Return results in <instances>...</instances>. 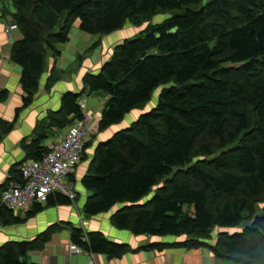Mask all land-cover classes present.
Masks as SVG:
<instances>
[{
  "label": "trees",
  "instance_id": "obj_1",
  "mask_svg": "<svg viewBox=\"0 0 264 264\" xmlns=\"http://www.w3.org/2000/svg\"><path fill=\"white\" fill-rule=\"evenodd\" d=\"M10 1V16L21 34L10 57L22 69L23 108L34 102L48 53L60 55L75 23L88 35H112L130 18L139 23L171 14L125 40L97 75L85 77L90 94L108 97L101 130L140 112L163 87L151 111L98 145L82 181L93 194L85 214L98 216L127 204L112 218L119 230L135 236H186L180 246L185 248L209 247L216 236L214 250L222 256L240 264H264V218L261 226L238 232L249 199L264 190V0ZM56 81L52 76L47 88ZM8 95L1 91L0 102ZM81 95H63L61 111L50 118L53 127L66 130L84 118ZM12 129L0 120V140ZM47 144L46 135L34 139L27 146L28 158L41 161L50 152ZM18 168L15 179L21 176ZM175 170V176L183 177L171 181ZM163 181L167 184L141 204ZM72 204L54 194L28 214ZM0 215L5 224L23 221L10 211ZM50 236L47 232L28 243L4 245L0 264H32L29 253L43 249ZM72 243L109 257L128 251L102 233L81 229L73 230ZM171 246L152 243L143 249L161 252Z\"/></svg>",
  "mask_w": 264,
  "mask_h": 264
},
{
  "label": "crops",
  "instance_id": "obj_2",
  "mask_svg": "<svg viewBox=\"0 0 264 264\" xmlns=\"http://www.w3.org/2000/svg\"><path fill=\"white\" fill-rule=\"evenodd\" d=\"M9 0H0V92H9L6 101L0 102V120L12 124L13 129L0 140V190L7 184H11L15 179V168L31 160L28 158L27 146L40 135H46L48 144L59 141L67 133L69 127L56 129L51 124V116L61 111L62 97L66 92L82 94L81 105L85 103V113L92 118L91 134L95 135L102 122L103 109L108 97L105 99L97 97L102 94H90L85 86V77L88 74L97 75L102 66L106 63L101 54L95 62L91 58L94 55L87 54L83 57L84 65L73 75H65L73 65L79 60L78 56L84 53L81 50L73 51L71 48L73 41L59 47L62 49L60 55L48 53L43 76L40 79L38 92L35 94L34 102L28 108H23V97L25 93L20 80L22 69L11 61L10 53L13 44L21 38L19 30L9 33L7 30L14 26L11 18L12 8L7 4ZM5 18V19H4ZM83 33L79 26L71 31L73 38L77 33ZM115 34V33H114ZM79 35V34H78ZM88 58V59H87ZM65 75V76H64ZM57 79L51 89L47 88L48 80L51 77ZM104 96V95H103ZM17 109H21L17 115ZM136 112V119L139 111ZM133 112V113H135ZM139 113V114H138ZM132 114V113H131ZM122 124L112 126L105 130L107 140L114 130ZM118 129V128H117ZM116 129V130H117ZM91 135V136H92ZM101 141V140H100ZM92 137L88 141L85 154L96 150L99 142L91 148ZM91 158V157H90ZM88 164L78 165L75 174L83 178L87 172ZM74 174V177H75ZM81 181V179H80ZM79 183V182H78ZM78 185L79 195L77 201L68 206L44 207V209L34 216L29 217V211L20 212L18 215L10 211L23 221L20 224H5L0 215V248L8 243H28L38 236L51 232L50 240L41 250L29 253V263L32 264H240L230 258L222 256L214 250L217 238L208 241L209 247L185 248L180 247L188 241L186 236L175 237H150L135 236L126 230H119L112 222V218L117 211L127 206H116L108 213L98 216L85 214L87 200L93 195L91 191L85 189L82 184ZM76 186V184H75ZM5 191L1 192L2 195ZM83 198L80 199V196ZM81 229L85 233H102L112 242L125 244L128 251L120 257H109L107 255L92 254L83 251L80 254L72 252V232ZM223 231V230H222ZM228 231V230H227ZM152 243H164L173 245L164 251H146L143 248ZM179 245V246H176Z\"/></svg>",
  "mask_w": 264,
  "mask_h": 264
},
{
  "label": "built area",
  "instance_id": "obj_3",
  "mask_svg": "<svg viewBox=\"0 0 264 264\" xmlns=\"http://www.w3.org/2000/svg\"><path fill=\"white\" fill-rule=\"evenodd\" d=\"M16 29L14 25L8 30ZM81 106L85 113V103ZM91 124L92 118L85 113L83 119L69 127L62 139L48 145L50 152L41 161L31 159L18 166L21 176L19 179L13 177L15 180L0 195V209H9L18 215L36 204H46L54 194L75 202L78 193L73 177L86 151ZM71 250L76 254L83 252L74 244Z\"/></svg>",
  "mask_w": 264,
  "mask_h": 264
},
{
  "label": "rangeland",
  "instance_id": "obj_4",
  "mask_svg": "<svg viewBox=\"0 0 264 264\" xmlns=\"http://www.w3.org/2000/svg\"><path fill=\"white\" fill-rule=\"evenodd\" d=\"M170 17H171V14L160 13V14L153 16V17H148V18L144 17L141 20V22H139V23H136L133 20V18H130L121 30H119L118 32H116L115 34H112V35L92 36V35H88V34L81 33V32L77 33L75 38H73V34H72V36L70 35V38L73 41L71 48H74L72 50L73 51L81 50L84 53H81L78 56L79 58H81L80 59L81 66L79 64V60L74 61L73 65L69 69L68 73L65 75L71 76L73 74H76V72L84 65L85 60L83 59V57L87 54H91V56L94 55V58L93 57L91 58L92 62H95L97 60V57L100 54H101V56L104 57V59H106V63L111 61L115 48L117 46H119L120 44L124 43L125 40L133 39V38L137 37L141 33L146 32L147 30L154 28L155 26H157V24L163 23L167 18H170ZM74 27L78 28L77 23L74 24V26L72 27V30L74 29ZM7 32L9 33V30H7ZM61 50L62 49L60 48V53H61ZM47 67H48V64H47L46 68ZM162 90H163V87L159 88L153 94L152 101L150 103H148L142 110H140L139 113H145V112L151 111L155 107V105L157 104L158 99H159V95H160ZM97 97L98 98L101 97V99H103V100L105 99V96H103V95H100V96L97 95ZM135 117H136V112L128 115L123 120V122L121 123L122 124L121 126L113 128L114 130L108 131V132H112V134H110L109 137L113 136V134L115 132H117L119 129H120L119 131H121V130L131 126V124L137 120ZM105 132L106 131L101 130L100 126H99L98 131L95 133V135H92L90 133L88 141L92 137L93 142L91 143V148L94 147V145L99 143V142L107 141L108 138H106L105 135H103ZM47 145H49V144H47ZM88 146H90L89 143H88ZM95 151H94L93 155H92V152H89V154H88V152L86 154L84 152V155H83V158H82V161L80 162V164H82V165L88 164L87 165L88 169H87V172L85 173V175L83 176V178L79 177L76 174H75V177H73L74 182L76 184V191H77L78 195H79V190L77 187L79 184H81L80 182L83 181V179L88 175L89 171L91 170V167L93 164V159H94V156L96 154ZM196 160H198V158ZM176 172H178V170H175L174 174L169 178V180H171V181L175 180V179L180 180L183 177V175H180V174L175 176ZM80 179H81V181H80ZM166 182L167 181L161 182L160 185L154 190V192L150 196H148L144 201H142L141 204H146L148 201H150L152 199V197L154 196V194L156 193V191H158V188L161 187L163 184H167ZM81 198H83L82 193H81L80 199ZM249 200H250L249 201V203H250L249 208L244 212V222L239 227L238 232H242L246 228L253 229L255 227H259L262 225V221L264 218V190H263V193L260 197H258L257 199H249ZM76 201L77 200H75V202ZM258 229H260V228H258ZM229 232L233 233L234 230H229ZM218 233H219L218 230H216L215 234L217 235Z\"/></svg>",
  "mask_w": 264,
  "mask_h": 264
},
{
  "label": "water",
  "instance_id": "obj_5",
  "mask_svg": "<svg viewBox=\"0 0 264 264\" xmlns=\"http://www.w3.org/2000/svg\"><path fill=\"white\" fill-rule=\"evenodd\" d=\"M11 8H12V12L14 11L13 9V5H12V2L9 0V2L7 3Z\"/></svg>",
  "mask_w": 264,
  "mask_h": 264
},
{
  "label": "bare ground",
  "instance_id": "obj_6",
  "mask_svg": "<svg viewBox=\"0 0 264 264\" xmlns=\"http://www.w3.org/2000/svg\"><path fill=\"white\" fill-rule=\"evenodd\" d=\"M158 25V24H157Z\"/></svg>",
  "mask_w": 264,
  "mask_h": 264
}]
</instances>
